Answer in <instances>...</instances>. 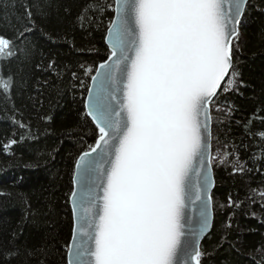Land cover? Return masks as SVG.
<instances>
[{"label":"snow or ice","instance_id":"6c2138e0","mask_svg":"<svg viewBox=\"0 0 264 264\" xmlns=\"http://www.w3.org/2000/svg\"><path fill=\"white\" fill-rule=\"evenodd\" d=\"M21 6L17 27L7 12L15 3L3 4L5 99L18 82L3 67L26 63L33 54L26 42L35 28L33 12ZM251 9L264 12V0H91L77 16L84 28L96 23L97 14L113 13L107 58L95 67L81 65L90 80L82 116L94 125L95 138L81 146L65 194L71 228L57 249L61 264H204L210 253L201 242L212 229L214 167L231 164L233 175L252 171L235 149L217 147L213 154L214 140L219 144L213 127L222 122L214 112L231 120L236 109L227 94L244 86L240 28ZM54 63L45 70H55ZM261 113L245 128L264 142V130L251 129L254 120L264 123ZM219 207L239 203L229 196ZM30 216L35 213L27 211L24 219ZM17 239L13 232V246L0 250V264H46L50 246L28 248Z\"/></svg>","mask_w":264,"mask_h":264},{"label":"trees","instance_id":"16d2710c","mask_svg":"<svg viewBox=\"0 0 264 264\" xmlns=\"http://www.w3.org/2000/svg\"><path fill=\"white\" fill-rule=\"evenodd\" d=\"M4 2L0 0V29L6 26ZM6 2L16 5L7 12L17 27L24 12L21 5H30L35 28L26 41L32 47L31 58L2 69L5 75H14L18 87L10 99L0 96V250L13 246L10 241L15 232V243L28 248L48 245L51 254L46 264H61L57 249L71 228L65 194L72 188L74 161L81 146L95 138L94 125L82 116L90 80L81 65L95 67L107 58L104 40L113 13L97 14L96 23L81 28L77 16L91 0ZM250 2L260 5L261 0ZM240 31L238 69L244 86L227 94L236 109L231 120L214 112L222 122L213 127L214 136H219L213 154L217 147L221 152L235 149L244 167L252 171L233 175L231 164L214 167L212 229L201 242V248L210 253L204 264H264V197L260 195L264 192V142L245 128L249 118L264 109V12L249 10ZM52 61L55 70H45ZM251 129L264 130V123L254 120ZM12 139L17 143L6 150L4 145ZM229 196L239 207L220 208ZM27 211L35 216L25 220Z\"/></svg>","mask_w":264,"mask_h":264},{"label":"water","instance_id":"95a60500","mask_svg":"<svg viewBox=\"0 0 264 264\" xmlns=\"http://www.w3.org/2000/svg\"><path fill=\"white\" fill-rule=\"evenodd\" d=\"M106 36V35H105ZM105 41V40H104ZM105 45H106V42H105ZM107 46V45H106ZM89 86H90V83H89ZM86 96H87V94H86ZM86 96H85V98H86ZM213 191V190H212ZM212 223H213V220H212ZM203 241V240H202Z\"/></svg>","mask_w":264,"mask_h":264},{"label":"bare ground","instance_id":"6f19581e","mask_svg":"<svg viewBox=\"0 0 264 264\" xmlns=\"http://www.w3.org/2000/svg\"><path fill=\"white\" fill-rule=\"evenodd\" d=\"M107 47V46H106Z\"/></svg>","mask_w":264,"mask_h":264}]
</instances>
